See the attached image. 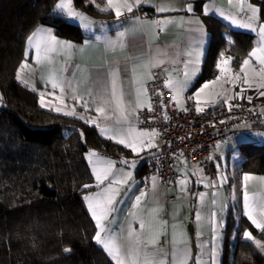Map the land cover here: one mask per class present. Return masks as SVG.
I'll use <instances>...</instances> for the list:
<instances>
[{
	"label": "crops",
	"instance_id": "obj_1",
	"mask_svg": "<svg viewBox=\"0 0 264 264\" xmlns=\"http://www.w3.org/2000/svg\"><path fill=\"white\" fill-rule=\"evenodd\" d=\"M102 1L100 7L103 11L109 12L110 17L99 19L71 5L76 12L87 18V22H90L87 28L78 18L65 14L68 25L62 31L58 32L49 26L40 27L49 30L59 44L46 48L39 38L33 41L32 46L25 43L24 60L27 52L29 67L21 71V76L28 83L27 85L21 83L38 93L43 107L63 114L74 112V115L68 116L81 119L93 126L101 138L129 151L128 158L110 157L96 151H88L85 154L93 178V189L85 195H93L100 191V188L95 186L97 181L92 171L97 159L113 162L115 165L113 172L117 179L121 176V170L132 173L127 184L122 187L113 186L121 187V191L115 198L117 201L115 210L104 221L106 228L102 233L114 238L113 243L125 264H129L130 249L136 239L135 236H128L129 228L139 234L142 241L147 240V233L140 229V221L144 220L147 223L151 214L155 215L156 220L163 222L157 247L167 252L168 261H171L174 247H182L181 241H186L191 257L189 264H197V261L199 264H221L229 214L235 227L231 238L235 237L241 218H245L255 230L261 229L252 224L246 213L251 211L253 218L258 222H261L264 216V208L260 206V201L264 200V174H241L242 157L239 145L251 141L264 143V130L249 131L248 126L244 125L239 128L235 138L225 140L224 142H228L220 145L216 144L218 147L214 145L209 155L214 168L212 177L205 175L199 165L191 164L185 158L175 157L174 167L178 178L166 187L155 175L150 174L147 182L142 178L144 169L141 172L140 170L148 161L153 149L148 148L146 142L149 139L155 142L154 138L148 136L139 137L140 132H152L138 126L139 112L148 110L151 106L147 83L151 70L159 69L167 77L166 88L172 93L177 108L184 109L187 105L201 108L219 101L249 104L250 108H256L262 114L264 122L262 111L264 96L260 95V92L264 91L260 84L264 81L252 72L253 69L257 71L259 69L255 58H251L249 65L245 67L248 84L242 82L244 77V73L240 71L242 63L238 70L233 71L229 59L230 64L224 67L223 72L220 71L217 77L193 89L210 41V35L197 12V3H201L199 9L202 14L214 16L234 30L252 37L254 45L251 51L259 46L258 26L264 23L259 21L258 11V19L253 24V28L257 30L245 27L248 23L247 16L251 15L247 9L249 5L256 9L258 7L250 0H139L138 3L136 0H128L134 4L132 11L129 12L123 7L124 0H112L111 5L108 4V0ZM59 2L60 0L55 1L54 8ZM189 4L193 6L192 12L186 10ZM143 7L151 11L139 12ZM160 8L166 10L160 11ZM117 11L121 13L119 16L116 15ZM194 19L198 20L199 24L193 22ZM165 21L174 23H163ZM120 33L124 34L123 37ZM81 34L86 37L76 40ZM110 41L116 44L110 46ZM37 43H40L39 54L36 51ZM69 44L71 47H66ZM247 58L249 54L245 59ZM112 67L119 71V91L123 93L127 122H117L119 111L116 110L115 102H111L105 113L96 111L99 101L94 97L105 87L109 80V69ZM237 75L241 79H235ZM185 79L187 87L177 95L172 86L177 81ZM53 83L57 85L55 89L52 87ZM205 84L208 86L204 87ZM138 86L142 91L139 107H136ZM229 97L232 98L228 99ZM132 108L136 110L132 112ZM129 126L133 129L132 136L121 130ZM134 138L136 142L132 146L136 148L135 152L132 147L125 146ZM118 140H124L125 143H118ZM123 160L136 161V167L134 169L126 167L121 164ZM245 176H249L250 179L245 181ZM105 185H101V188ZM142 192L144 195L140 204L133 207L135 198L141 196ZM245 194L248 196V208L245 207ZM169 198L173 199L170 201ZM84 204L92 219L88 202L84 200ZM197 214L200 215L199 221L196 219ZM93 222L95 236L97 228L96 222L94 220ZM174 227L178 241L175 245ZM245 231L249 230L242 231L243 238L247 239L244 237ZM95 243L109 261L116 264L113 256L109 255L102 245L96 241Z\"/></svg>",
	"mask_w": 264,
	"mask_h": 264
},
{
	"label": "trees",
	"instance_id": "obj_2",
	"mask_svg": "<svg viewBox=\"0 0 264 264\" xmlns=\"http://www.w3.org/2000/svg\"><path fill=\"white\" fill-rule=\"evenodd\" d=\"M55 1L0 0V264H113L94 241L95 224L84 204L93 189L85 154L128 158L129 151L101 138L81 119L43 107L38 93L16 79L26 38L43 26L59 32L68 25ZM250 1L264 23V0ZM102 3L72 0L76 9L99 19L110 17ZM200 4L197 12L210 41L193 89L217 77L224 59L238 70L254 45L247 33L202 14ZM144 11L151 10L139 9ZM239 152L241 174H264V143H242ZM245 229L252 239L243 238ZM233 230L229 214L221 264H264V251L257 246L264 244V229L255 230L241 218L231 238Z\"/></svg>",
	"mask_w": 264,
	"mask_h": 264
},
{
	"label": "snow or ice",
	"instance_id": "obj_3",
	"mask_svg": "<svg viewBox=\"0 0 264 264\" xmlns=\"http://www.w3.org/2000/svg\"><path fill=\"white\" fill-rule=\"evenodd\" d=\"M72 0H60L59 3L55 5L56 10L60 11L61 13L65 14L68 17H76L78 18L85 28L89 27V23L87 22V18L83 16L82 13L76 12L71 7ZM138 3L139 0H136ZM108 4H112V0H108ZM134 4L129 3L128 0H124L123 7L127 9V11L131 12ZM160 11H165V8H160ZM188 12L193 11L192 4H189L187 9ZM248 12L251 13V15L247 16L248 23L245 25V27H248L252 29L253 31H256V28H253V24L257 21L258 16V9L252 7L251 5L248 6L247 9ZM121 13L120 11L116 12V15L119 16ZM193 22L199 24L198 20H193ZM163 23H174L172 21H165ZM258 33L260 36L259 46L257 48H254L249 53V58L244 59L240 68V71L244 73L243 77V83L248 84V73L245 71V67L249 65L250 59L255 58V60L258 62L259 69L258 71L253 69L252 72L254 75L259 76L261 81H264V24H259L258 26ZM123 33H120V36L123 37ZM39 38V41L43 42L44 46L46 48H51L59 42L56 40L55 36L51 34L49 30L38 28L34 32H32L27 38L26 43L29 46L33 45V41L37 40ZM121 46H123V42L121 41ZM110 46H114L116 42L110 41ZM66 47H71V45H66ZM36 51L37 54L40 52V43L36 44ZM27 55L28 53H25V60L21 62L19 69L17 71L16 79L25 85H27L28 81L26 79H23L21 76V71L28 68L29 65L27 64ZM225 61H221V63H224ZM187 63V62H186ZM158 66V65H157ZM218 68H220V71L223 72L224 68L221 67L220 64L217 65ZM135 71V69H134ZM109 80L107 81L105 87L103 90L97 94L94 99L99 101V106L96 108V111L98 113H105L106 109L110 107L111 102H115L116 110L119 111V118L117 120L118 123L120 122H127L128 116L125 115V108H124V102H123V93L119 91V71L116 67H112L109 69ZM235 79H241L239 75L235 77ZM140 82L138 81V84ZM165 86H168L166 83ZM208 85L205 84L204 87H207ZM53 89L57 87L55 83L52 85ZM173 90L179 95L181 92L184 91V89L187 87V82L185 80L177 81L173 86ZM260 88H264V83L260 84ZM203 89H201L202 91ZM75 92V89H73ZM141 87H137L136 89V97H137V104L136 107H139V98L141 95ZM92 94L91 92L89 93ZM43 95V94H41ZM197 97L199 96V92L196 93ZM261 96H264V91L260 92ZM232 97H229L228 99H231ZM249 101H251V97L248 98ZM227 102V101H225ZM43 106V103H42ZM150 107V106H149ZM231 107V106H230ZM136 108H132L131 111L134 112ZM151 110V109H150ZM197 112L203 111L202 108L197 106ZM264 111V109H262ZM65 115H74V112H66ZM106 119L108 117H105ZM165 119H167V114L165 113L164 116ZM89 123H92L93 121H88ZM122 131H125L127 135L132 136L133 129L131 126H129L127 129H121ZM102 131H106V129H102ZM158 133L153 130L152 132H140L139 137H151L154 138ZM118 143H125L124 140H118ZM136 142L135 138L130 141L129 143H126L125 146L132 147V150L135 152L136 148L132 145ZM146 146L148 148H154L157 147L155 143L152 142V139H149L146 142ZM93 156L95 153L92 154ZM121 164L125 165L128 168L134 169L136 167V161H128L123 160L121 161ZM115 168V165L111 161L101 160L97 159L93 165V175L95 177V180L97 181V184L95 185L97 188H100L99 192L94 193L93 195H85L84 200L88 202V209L91 213L92 219L96 222V235L94 236L95 241L102 245L103 248L108 252L109 255H112L113 258L116 260V264H125L124 259H122L113 243V237L110 235H102V233L105 232L106 225L104 221L107 220V217L110 215L112 211L115 210V204L116 196L120 195L121 187L128 183V179L131 177L132 173L131 171L124 172L121 170V176L119 179L116 178V175L113 172V169ZM250 179L249 176H245L244 180L247 181ZM155 180V178H154ZM107 181V184L105 185V182ZM183 185V181L181 182ZM101 185H105V187L101 188ZM121 186V187H113ZM85 188L92 187V185H84ZM183 190V187H182ZM144 195V193H141V196H137L135 198V203L133 204V207H137L140 204L141 198ZM203 199V196H201V200ZM246 204L245 207L248 208V196L245 194L244 197ZM261 208H264V200L260 201ZM155 212V210H153ZM248 218L251 220L252 224L255 225L257 228L264 229V216L261 218V222H258L255 218H253L251 211H248L246 213ZM196 219L200 220V215L197 214ZM140 229L143 232L147 233V240H141L139 238V234L135 233L131 227L129 228L128 236L133 237L135 236L136 239L134 240V243L130 249V254L128 257L129 264H189L190 260V254L187 249L186 241H181L183 243L182 247H174L171 261H168L166 259L167 252L163 248L157 247L159 243V237L162 234L163 229V222H160L156 220L155 215L151 214L150 219L147 221V223L144 220L140 221ZM175 227L173 228L174 232V238H173V244L175 245L178 241L175 237ZM244 237L247 239H252L251 233L249 231L244 232ZM257 246L260 247L262 251H264V244H260L257 242ZM65 251H69V249H65ZM215 250L213 249V255ZM197 264H199V261H197Z\"/></svg>",
	"mask_w": 264,
	"mask_h": 264
},
{
	"label": "built area",
	"instance_id": "obj_4",
	"mask_svg": "<svg viewBox=\"0 0 264 264\" xmlns=\"http://www.w3.org/2000/svg\"><path fill=\"white\" fill-rule=\"evenodd\" d=\"M166 82L167 77L162 70H151L147 83L151 106L139 112L138 126L158 133L154 137L157 147L151 150L142 173L146 182L152 174L166 187L174 183L178 178L175 157L199 165L205 175L212 177L214 168L209 155L214 145L235 138L244 125L249 131L264 130L262 114L244 104L219 101L202 107L201 112L192 105L179 109L165 86ZM165 113L167 119L164 118Z\"/></svg>",
	"mask_w": 264,
	"mask_h": 264
},
{
	"label": "rangeland",
	"instance_id": "obj_5",
	"mask_svg": "<svg viewBox=\"0 0 264 264\" xmlns=\"http://www.w3.org/2000/svg\"><path fill=\"white\" fill-rule=\"evenodd\" d=\"M71 5H72V2H71ZM223 61H225L224 63H221V67H225V66H228V64H230L229 63V59L227 58V59H224ZM0 105H1V102H0ZM202 108V107H201ZM226 142H228V141H226ZM226 142H224V141H222V143L220 142V143H218L219 145L220 144H223V143H226ZM215 147V146H214ZM216 147H218V145H216ZM231 168V167H230ZM232 175H233V173H231Z\"/></svg>",
	"mask_w": 264,
	"mask_h": 264
}]
</instances>
